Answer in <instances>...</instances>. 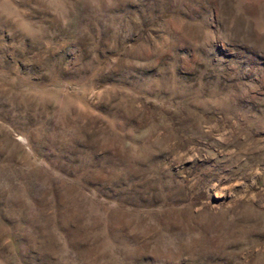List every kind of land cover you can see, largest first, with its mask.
Instances as JSON below:
<instances>
[{
	"label": "rangeland",
	"instance_id": "374dc122",
	"mask_svg": "<svg viewBox=\"0 0 264 264\" xmlns=\"http://www.w3.org/2000/svg\"><path fill=\"white\" fill-rule=\"evenodd\" d=\"M0 264H264V0H0Z\"/></svg>",
	"mask_w": 264,
	"mask_h": 264
}]
</instances>
